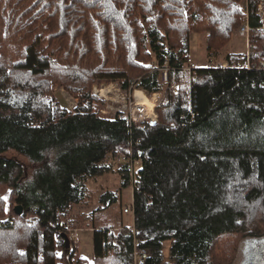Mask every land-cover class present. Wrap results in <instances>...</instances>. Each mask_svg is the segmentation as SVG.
<instances>
[{"label": "trees", "instance_id": "1", "mask_svg": "<svg viewBox=\"0 0 264 264\" xmlns=\"http://www.w3.org/2000/svg\"><path fill=\"white\" fill-rule=\"evenodd\" d=\"M259 1L248 0L249 68L227 53V67H198L188 92L147 65L182 66L192 33H206V56L220 57L242 23L241 0H0V264H133L134 239L148 250L144 264H231L240 239L264 237ZM116 81L125 92L163 91L157 119L130 127L99 115L93 86ZM56 87L77 99L73 110ZM137 140L131 173L120 158ZM16 156L31 166L27 179ZM107 173L131 188L132 223L95 226L89 261L61 220ZM120 199L106 189L97 201Z\"/></svg>", "mask_w": 264, "mask_h": 264}, {"label": "rangeland", "instance_id": "2", "mask_svg": "<svg viewBox=\"0 0 264 264\" xmlns=\"http://www.w3.org/2000/svg\"><path fill=\"white\" fill-rule=\"evenodd\" d=\"M240 5H245V0H241ZM243 20L244 18L242 16V23ZM239 27L234 30L230 41L226 44L225 47L222 48L220 52L221 56L212 59H209L206 56V33H192L190 35L189 55L193 58V60L199 67H206L223 63V58L227 53H241L243 55L247 51L248 44L246 38L238 34ZM239 63L242 64V62ZM130 86H132V89L140 90L138 88H135L134 84H131ZM118 90H120V92L124 93L126 96H129V92L123 91L117 81L95 84L93 86V93L98 98L104 101V103L98 108L99 115H102L104 117H113L115 114H117V107L119 106V104H121L122 101L121 96H117ZM156 93L157 95L155 96V99L157 103L163 95V91ZM150 96L151 94H149V97ZM54 97L62 107L68 110H73L76 106L77 99L69 95L62 87H56L54 89ZM145 103L148 105V102L145 101ZM101 110H105L106 112L101 113ZM155 114L157 119L156 111ZM8 155L15 154L9 152ZM16 158L24 165L26 173L25 175L27 179L31 174V166L25 159L19 156H16ZM88 187L90 189V196L88 197L87 201L82 204L73 205L67 216L63 217L61 220V224L69 233L68 240H72V246L77 248V254L79 256L81 254L83 257H90L92 254L93 245L92 232L89 229L90 227L98 226L99 223L103 222L104 220H108L109 224H111L113 227H116L120 221L124 224H131L132 222L131 215L124 213L122 210V207H125L126 204L130 203L132 198V190L131 188L120 190L119 176L117 174H104L94 180L89 181ZM106 189L119 191L121 195L120 201L123 205L119 207V204L116 203L111 207L101 209V206L98 204L97 200L102 191ZM9 206V201H6L5 216L1 219V221L9 219ZM99 207L100 209H98ZM76 229L79 230L77 231ZM167 247L168 242L164 244L165 253H167ZM60 253L61 250L57 248V256H60ZM251 253L264 255V237H244L240 239L237 243L235 256L231 264H245L246 258ZM261 264H264V262Z\"/></svg>", "mask_w": 264, "mask_h": 264}, {"label": "built area", "instance_id": "3", "mask_svg": "<svg viewBox=\"0 0 264 264\" xmlns=\"http://www.w3.org/2000/svg\"><path fill=\"white\" fill-rule=\"evenodd\" d=\"M241 12L243 13V23L239 27L238 34L242 37H245L247 40V51L243 54L245 60L242 61L241 66L244 68H249L248 56L251 45L249 43V12H248V0H245V5L241 6ZM256 14L259 17V21L261 23L260 29H264V0H260ZM222 67H227V63H221ZM237 64H232L231 67H237ZM150 72H157L160 76V81L164 85H168L171 89H176L177 86V76H179L186 86V91L189 92V85L194 77L195 70L199 67L196 62L193 60L191 56H189L185 63L180 67L169 66L167 62L164 65H147ZM129 96H126L124 93L118 90V95L121 96V104L117 107L116 113L120 118L125 119L128 122L130 127L132 126H141L143 123H151L156 120V114L154 107L156 105L155 96L157 93H152L149 97V94L145 90H137L132 89V86L129 87ZM145 101L151 103V107H149ZM105 110H101V113H105ZM139 140L131 141L129 143V154L128 156H122L120 159L122 162H128L131 166V173L136 164H138V160L132 157L133 146L137 145ZM123 212L126 214L133 216L132 204H128L125 208H123ZM132 223V222H131ZM148 250L138 245L136 239L133 241V264H144L147 256Z\"/></svg>", "mask_w": 264, "mask_h": 264}, {"label": "water", "instance_id": "4", "mask_svg": "<svg viewBox=\"0 0 264 264\" xmlns=\"http://www.w3.org/2000/svg\"><path fill=\"white\" fill-rule=\"evenodd\" d=\"M15 212H16V214H21L22 213L21 205H16L15 206ZM67 240H68V238H67ZM263 262H264V255L258 254V253H251L246 258L245 264H261Z\"/></svg>", "mask_w": 264, "mask_h": 264}, {"label": "crops", "instance_id": "5", "mask_svg": "<svg viewBox=\"0 0 264 264\" xmlns=\"http://www.w3.org/2000/svg\"><path fill=\"white\" fill-rule=\"evenodd\" d=\"M132 199V198H131ZM131 202V201H130ZM81 229V228H80ZM90 230H91V232H92V235H93V229H94V227H90L89 228ZM77 231L79 230V229H76ZM77 240V239H76ZM80 256L81 257H83L81 254H80ZM92 256H93V249H92V254H91V256L90 257H84V258H86V259H88L89 261H91L92 260Z\"/></svg>", "mask_w": 264, "mask_h": 264}, {"label": "bare ground", "instance_id": "6", "mask_svg": "<svg viewBox=\"0 0 264 264\" xmlns=\"http://www.w3.org/2000/svg\"><path fill=\"white\" fill-rule=\"evenodd\" d=\"M146 102H148V101H146ZM148 106H149V107H151V106H152L150 102H148Z\"/></svg>", "mask_w": 264, "mask_h": 264}, {"label": "snow or ice", "instance_id": "7", "mask_svg": "<svg viewBox=\"0 0 264 264\" xmlns=\"http://www.w3.org/2000/svg\"><path fill=\"white\" fill-rule=\"evenodd\" d=\"M4 199H6V198H4Z\"/></svg>", "mask_w": 264, "mask_h": 264}, {"label": "flooded vegetation", "instance_id": "8", "mask_svg": "<svg viewBox=\"0 0 264 264\" xmlns=\"http://www.w3.org/2000/svg\"><path fill=\"white\" fill-rule=\"evenodd\" d=\"M246 262V261H245Z\"/></svg>", "mask_w": 264, "mask_h": 264}]
</instances>
